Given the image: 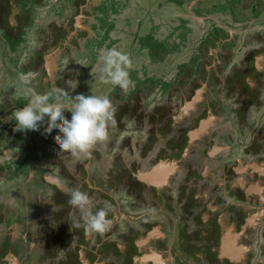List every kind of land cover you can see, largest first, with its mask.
Wrapping results in <instances>:
<instances>
[{
  "label": "flooded vegetation",
  "instance_id": "1",
  "mask_svg": "<svg viewBox=\"0 0 264 264\" xmlns=\"http://www.w3.org/2000/svg\"><path fill=\"white\" fill-rule=\"evenodd\" d=\"M231 1L234 2V0ZM45 2V0H0V80L4 78L5 71L10 69L9 67H6V70L4 68L3 60L7 56L9 59L6 63L15 70V72L9 70L10 77H7V80L16 78L20 85L29 87L31 80L23 84L19 75L37 79L35 72L32 71V74H29L33 58L38 60L37 63L42 64L46 80L50 82V77L53 78L54 65L51 64L52 59H55L56 49L49 53L42 51L40 37L34 36L31 32L28 33L27 26L29 20L36 23L35 25L42 20V18L37 20L36 15L31 16L33 13L30 11L37 13L38 9L45 6ZM73 2L81 5V0H73ZM105 3L107 7L114 4V9H117L118 5H122L123 8L127 6L124 0H106ZM236 3L237 6L233 9L225 10L230 9L231 16L227 13L224 16L221 13L214 15V21L221 30H225L226 34L224 35L221 31L217 41L218 45L214 49L208 47L209 49L203 52L204 57L199 59L200 62L202 60L214 62V68L206 65L205 70L197 65L198 68H195L189 76L181 78L180 68H186L192 64L193 59L191 58L187 63H178L177 67L175 60L167 65L166 76L165 68L160 66L175 54L167 56L161 51H151L146 44H142L139 49L137 60L148 59L147 55L154 53L153 55L158 56V61H155V66L151 67V71L154 73L156 70V76L162 75L167 79L171 77L173 83L177 82L170 89L165 88L162 94L158 91L155 97H158L159 102L150 103L148 106L153 108L149 110L150 113L153 111L152 114L159 115L162 123L167 122L166 131L171 130L176 133L174 139L171 138L172 146L168 144V147L161 149L162 155L158 154L154 158L153 165L149 169H142L139 163L134 161L127 162L125 153L117 151L116 147L106 146L105 142H99L87 155L64 154L61 156L60 153H56L58 158L63 160H66L64 156H67L74 166L67 171L66 168H60L59 162L54 163L56 167L53 171H49L48 175L51 174L53 179L59 182L47 180V193L43 192L44 197L34 198L38 188L33 182L28 185L25 192L22 189H16L19 181L27 179L30 160L24 158V155L27 156L26 146L23 147V151L20 150L23 156L17 153L19 151L15 153L12 150L13 157H17V162L14 161L16 163L8 162L5 158L8 156L5 152L7 150H4L8 142L4 138L5 134L18 138V136H24L26 132L21 133L15 130L13 123L7 124L4 121L5 117H1L0 151L5 157L0 153V264H264V133L258 132V128L264 132V90H262L264 82L256 80L258 75L256 73L264 72V55L260 67L257 65L258 55L262 56L264 51L261 49L263 52L252 53L248 48L252 44L245 43L246 40L243 38L245 34L259 33V31L252 32V29L264 10V0H236L233 4ZM184 7H180L178 11L181 12V8L184 9ZM188 7L190 6L186 8ZM238 8H241V11H248L249 14L240 17L237 13ZM195 9L202 10L204 14L196 13ZM195 9L190 8L189 15L193 16L191 20L204 23L207 19H211L212 14L203 6ZM77 14L74 16L76 20H72V25L61 29L63 31L57 30V24L54 25L55 29L51 27L53 33L51 36L54 41L58 42L57 39H60L61 44L76 41L75 37L68 38V35L71 31L78 29L80 25L78 20L83 14V5ZM178 14V17L185 15ZM256 14L257 18L254 16ZM11 17H14V23ZM222 18L227 20L226 23H221ZM247 19L248 21L245 22ZM179 20L177 28H180V31H187L184 29L187 22L184 18ZM171 21L173 22V19ZM163 22L166 24L156 22L157 28L154 34H150L151 37L148 35L149 38L143 36L139 38L151 41L161 37L159 40L166 41V44L173 43L172 47H175L176 52L185 53L184 48L186 44H189V37L186 40L185 34L183 36L180 32L178 36L180 39L171 40L172 35L168 33L170 21ZM58 25L65 26L61 23ZM161 28H164L165 32ZM261 28L260 31H264V27ZM81 29L82 27L77 30V35ZM35 31L39 32L36 29ZM205 31L203 30V33ZM108 33L110 32L105 35ZM241 36L245 44L241 47L242 50H238L237 46ZM209 37L210 33L207 34V39ZM177 39L179 44L176 43ZM95 40H98V37ZM95 42L99 44L98 41ZM227 43L233 45L230 54L223 47ZM193 48V55L200 57L201 54L196 52L198 49ZM237 51L242 56L239 61H237L239 58ZM209 52L211 53L208 54ZM38 53L41 55L37 57ZM140 53H144L146 57H142ZM250 53L253 57L252 64L244 60ZM22 56H25V60H20ZM31 59L32 62H30ZM16 61L18 65L15 64ZM223 62L229 63V66L225 68ZM24 66L30 69L22 73ZM244 66L247 68H243ZM158 68H160L159 72ZM218 69L222 72H217L216 77L213 71ZM233 76L241 77L243 84L236 86L237 89L234 88L232 92L233 94L238 93L240 99L231 96L225 102L230 109L228 114L225 115L226 111L223 112V109H217V114H215L209 104V112L205 111L204 117L195 118L198 105L205 100L209 81L218 79L216 83L224 85L229 81L226 78L231 77L232 79ZM144 79L145 77L140 76L138 78L139 82ZM148 79L151 80L147 77L145 82ZM220 79H223L222 83ZM133 80H130L131 83ZM152 80L156 79L152 78ZM35 87L38 91L41 90V93L56 90V87L53 88L51 84L45 87ZM161 87L164 86H156V90L163 89ZM224 88L226 89L225 85ZM71 89L69 87L68 93ZM199 93L201 100L197 95ZM187 94L190 95L189 98L185 97ZM196 96H198L196 103L190 104ZM253 97L258 102H255ZM3 98V96L0 97V102ZM61 100L68 102L65 96ZM19 101L21 100L8 99V102L17 108H20ZM112 103L115 107V101ZM5 104L0 103V109ZM155 107L158 109L154 113ZM193 115L195 116L192 117ZM259 118L260 125L257 127ZM5 119L7 120V117ZM208 120L213 121L208 131L200 136L194 135ZM226 121H229L228 124L224 123ZM146 128L148 127L145 124L138 126L134 121L128 120L124 122L119 136L115 132L118 139L120 137V142L124 143L123 147L127 145L129 139L137 138L141 143L148 142L149 138L159 141L154 139L153 131L149 133ZM109 129L114 131L116 127ZM156 136L161 137L160 133ZM167 137H169L168 133ZM204 142L208 144L205 148L203 147ZM175 143L178 153L174 159L172 150ZM106 148H108L107 151ZM201 154L202 156L198 157ZM51 157L48 155V159ZM203 158L209 165L205 164V167L201 168L199 161ZM140 159L148 162L151 160V153L146 152L145 156ZM185 161L187 162L184 164ZM191 164L192 167H190ZM167 165L168 167L158 174L154 172L156 168ZM180 175L183 178H180ZM190 176L192 178L190 181H193L195 185H189L191 183L189 181L188 186L184 185L179 189L175 187L179 178L185 181ZM41 179L44 181L42 175ZM41 179L39 177V180ZM205 180L209 181L207 187L214 185V192L211 193L204 189ZM218 181L223 182L224 185L219 186ZM69 188L86 191L95 207L105 209L108 218L112 221L108 231L103 235L86 234L83 226L73 228V218L78 217L79 213L67 203L68 196L65 193ZM175 190L176 193H174ZM10 192L14 193L12 198H8ZM165 198L171 199L166 200ZM210 198H219L218 200L220 202L222 200V203L215 205ZM245 198H250V202H243ZM239 200L244 205L240 209ZM23 210L27 220L22 214ZM229 210L235 212L233 218L227 216L226 212ZM38 215L52 223H49L48 227L40 225V228H37L34 218L36 219ZM25 221L27 227L24 224ZM59 233L62 234L59 236ZM43 235L47 237H42ZM241 237L245 244H238ZM210 239L213 241L208 242ZM232 239L237 243L239 255L235 256V253L233 254L230 250L229 241ZM222 244H226L227 247L223 248Z\"/></svg>",
  "mask_w": 264,
  "mask_h": 264
},
{
  "label": "rangeland",
  "instance_id": "2",
  "mask_svg": "<svg viewBox=\"0 0 264 264\" xmlns=\"http://www.w3.org/2000/svg\"><path fill=\"white\" fill-rule=\"evenodd\" d=\"M45 1H46L45 6L38 9L37 13L34 14V11H30L31 13L34 14V15L31 14V16L36 15V17H38L37 20L41 18L42 20H40L37 25H35L36 23L34 22L32 23L31 20H29L27 22L28 23L27 26H28V33L31 32L34 36L40 37L42 42V49H43L42 51H46V53L47 52L49 53L54 49H56L55 50L56 60L53 58L51 64L54 65L52 68L53 78L50 77L51 78L50 82L46 80L45 75L43 74L44 68L42 67V64H40V62L37 63L36 61L38 60L36 58H33V63L31 64V71L29 74H32V71L35 72L37 74V79L36 78L33 79L34 77L32 78L29 76L23 77V75H19V78L23 77L26 78L27 81H29V79L31 80V85L29 87H26L25 85L24 86L20 85L19 82L16 80V78L14 80L11 79L7 80L6 78L10 77L9 70L11 69L13 70V72H15V70L11 68V66L8 63H6V61L9 59V56H7L3 60L4 68L5 70L6 67H9L10 69L5 71L4 78L0 80V97L1 96L4 97L0 103L1 104L6 103L3 106V108L0 109V119L2 116H4L5 118L7 117V120L4 118L5 123L7 124L13 123L15 126V122L8 118L17 107H14L12 103L8 102L9 98L10 100L20 99L21 101H19L18 104L20 107H23V105L27 103L28 98L31 95L42 92L41 90L38 91L35 86L39 88V86L45 87L47 86V84L49 86L51 84L53 88L56 87V90L62 89L68 93L67 90L69 89L70 85L73 83V87L71 91L68 93L69 94L68 97L66 98L68 102L61 100L64 96L58 93L56 90L53 91L47 90L46 92L43 91V93L51 94L53 97V101L60 104H70L73 102V98L76 95H80V94H84L86 96L91 94L107 96L110 100L115 101V107H113L115 123L110 122L108 127L109 128L116 127V129H114V131L109 128L107 129L109 135L107 136V139L103 141V143L105 142L106 146L110 148L116 147L117 151H122V153H125L127 162L131 163L132 161H134L135 163H139L142 169H149L153 165L152 163L153 160H155L154 158H156L158 154L162 155L160 150L168 147V144L170 147L172 146L171 140L174 139L176 133H174L175 131H171V130L166 131L167 122L165 121L166 123L165 122L162 123V119L159 118V115L152 114L153 111L152 113H150L149 110H153V108L148 106L150 103L159 102L158 97H155L157 96L158 91L161 94L164 93L165 92L164 89L165 88L167 89V87L168 89H170L176 81L173 83L171 77H168L167 79V77L162 75L156 76L157 72L155 69H154L155 70L154 73L151 71V67L155 66V61L156 62L158 61L157 59L158 56L153 55L154 53L152 55H150L149 53L147 55L148 59L141 58L140 60H137L136 58L137 55L139 54V49L142 47V44L144 45L146 44V46H148L151 51L152 50L161 51L167 56L168 55L170 56L171 54H175L173 57L168 58L167 62L164 65L160 66L161 68H165V71L167 69L166 68L167 65L172 64V62H174L175 60H176L175 64L177 67L178 63L181 62L187 63L192 58L193 59L192 64L186 66V68L185 67L180 68L179 71L181 78H185L189 76L193 71H195V68L198 67L200 69H205V70H206L205 67L206 65L210 66V68H214V62H208L206 60H202L200 62L199 59L204 57L203 52L208 47L210 48L212 47L214 49L218 45L217 41L219 36L221 35V31L224 35L226 34L225 30H221L219 28V25L214 21L215 20L214 15L221 13L224 16V14L227 13L228 16H231L232 14L229 13V11L230 9H233L234 7L237 6V3L233 4L236 2V0H234V2L231 0H124V3H126L127 6H124L123 8L122 5H118L119 9L118 8L114 9L115 6L114 4L109 5L107 7V3H105L106 0H90L86 2L81 0V5H83V14L80 15L79 17L80 25L78 24L77 25H78V29L81 27L82 29L78 32V35L76 33L78 29L75 31H71L68 35V38L70 36L75 37L76 41L72 40L73 42L70 41L69 43H65V44L63 43L61 44L62 40L60 39H57L58 42L52 39L51 35L53 33L51 31V27L52 29L53 28L55 29L56 27L54 25L57 24V30L59 29V31H63L61 29H66L68 25H72V20L74 19L76 20L74 16L78 15L77 13L81 10V5L80 6L77 5L75 2H73V0H45ZM21 5L22 4H20V6ZM110 6L111 8H109ZM187 6L190 7H188L187 9L186 8ZM198 6H200V8L203 6L204 9L209 10L210 13L212 14L211 16L212 20L207 19L204 23H198L196 22V20H191V17L193 19V16L189 15L191 13L190 8L195 9ZM75 7H77V9H75ZM180 7L182 8L184 7V9L181 8V12L185 14L183 17L177 16ZM227 8H230L229 11H225ZM194 11L198 14H204L202 10L198 11L195 9ZM104 12H106V14H103ZM181 12H179L178 15H181L182 14ZM237 13L240 17L249 14L248 11H241V8H238ZM254 16L255 18H257L256 17L257 14ZM13 18L14 17H11L12 22L14 23ZM182 18H184V20L187 22L184 25L185 26L184 29L187 31H180V28H177V25L179 23L178 20L179 19L182 20ZM172 19L173 22L171 21ZM56 20L58 22H56ZM167 20L170 21V23L168 24L170 26L168 33L172 35L171 40H174L175 38L180 39V37H178L180 36V32H182L183 36L185 34L186 40L189 37V44H186L184 48L185 53L176 52L175 47L174 48L172 47V45L174 44L173 43H171L170 45L169 43L166 44V41L159 40L161 37H159V39L154 38L155 40H151V41L149 40L146 41V38L144 39L139 38L140 36L148 37V35L151 37L152 35L150 34H154L156 31L157 28L156 22L160 21L162 25H165L166 23L163 21H167ZM225 21L227 20H225L224 18L221 19V23H226ZM247 21L248 19L245 20V22ZM59 23L65 26L60 27L58 25ZM234 24L237 23L234 22ZM261 27H264V10L260 15V17L257 18V24H255V27L252 29V32L259 31V33L257 34L250 33V34H245L243 36V38L246 40L245 43L247 42L248 44H252V46H254V48L252 46L248 47L252 53H260V51L262 50L264 51V31H260V29H262ZM35 29L39 30V32L36 33ZM161 29L165 32L164 28ZM203 30L206 31L203 33ZM107 32L110 33H108V35H105V33ZM209 33H210V37L209 39H207V34ZM97 37L98 40L95 41H98L99 44L94 41V39H96ZM199 38L201 41L199 40ZM243 38L241 36V39L237 46L238 50H242L241 47H243V45L245 44L244 42H242ZM176 43L179 44L178 39ZM254 43H257V45H254ZM258 45L259 47H256ZM232 46H233L232 43H227L226 45H223V47L229 54H230V50L232 51ZM193 47H196L198 49L196 50V52L199 55L201 54L200 57L197 58L196 55H193L194 54ZM111 48H116L117 50L127 54L132 62L130 69L134 71V73H132L131 70L129 71V79L130 80L135 79V80L132 81L134 84L130 83L127 90H121L118 86H113L111 84H104L100 79L101 76L100 70L102 67V64L98 60L100 50L101 49L107 50ZM237 52L239 55L237 61H239L242 59V56L239 54V51ZM210 53L211 52H209L208 54ZM252 53H250L248 57L244 58V60L249 61L251 64L253 58ZM23 55H25V53ZM39 55H41V53H38L37 57ZM140 55L142 57H146L144 53H140ZM263 55L264 54H262V56L258 55L257 65L259 67H260V62L263 59ZM180 57H184V58L179 60L178 58ZM24 58L25 56H22L20 60H23ZM16 62L15 64L18 65V62L17 63ZM30 62H32V59ZM193 65H195L194 68ZM197 65L199 66L197 67ZM223 65H225V68H227L229 66V63L227 64L226 62H223ZM243 68H247V66H244ZM29 69L30 68L25 66L22 67V73H25ZM157 71L159 72L160 68H158ZM217 72L220 73L222 71L221 69H218L217 71H213L214 76L216 77H217ZM256 75H257L256 80L260 82H264V72L261 74L256 73ZM139 76L145 77V79L149 77L151 80L148 79L147 82H145L144 79L142 82H139L138 80ZM166 76H167V71H166ZM152 78H155L156 80H152ZM226 79L229 80L226 84H224L226 89L224 88V85H222L223 79L219 80L220 83L222 84L216 83L218 79H214V80L211 79L209 81L208 91L205 92V100L198 105V110L196 112L197 114L195 118L204 117L205 111L209 110V104L215 114H217V109L218 110L223 109V112L226 111L225 115H227L228 112L230 111L229 107L226 106L225 104V102H227V99L230 98L231 96L236 97V99L238 98L240 99L238 93L233 94L232 92L234 91V88L237 89L239 85L243 84L242 78L241 77L236 78V76H233L232 79L231 77ZM158 85L164 86L161 87L163 89L156 90V86ZM262 90H264V88ZM197 95H199V98L201 100V94L199 93ZM185 97L189 98L190 95L187 94ZM197 97L198 96H196L193 99L194 101L190 104L194 105L198 100ZM252 99L255 102H258L256 98L253 97ZM157 109L158 108L155 107L154 113L157 111ZM65 115L67 118L69 119L71 118L70 112H66ZM194 116L195 115H193L192 117ZM128 120L134 121L135 124L138 126L145 124L148 127L146 129L149 131V133L153 131V136H155L154 139H157L159 141L150 140L149 138L148 142L141 143L138 142L137 138H135L134 140L129 139L127 145L123 147L124 143L120 142V137L118 139V136L121 134V129L124 125V122ZM257 121H258L257 122V127H258L260 125V118ZM228 122L229 121H226L224 123L228 124ZM46 127H47V122L41 125L39 131L29 130L26 131L24 136H18V138H15L10 134H5L4 138L8 142L5 144L4 150H7L5 152L7 153L8 156L5 157L3 153H1L0 151L1 155L7 158L9 163L11 161L17 162V157L16 156L13 157L12 155V150H14L15 153L19 151L17 153L20 156L21 155L23 156L24 154H22L20 150L23 151L24 150L23 147L26 146L27 156L24 155V158L26 160H30L29 161L30 169L28 168L27 179L24 181L23 180L19 181V183L16 185V189L18 190L22 189L23 192H25L28 185L31 184V182H33L34 186L38 188L37 193L34 194V198L44 197V193H47L48 191L47 180L55 181V179H53L54 177H52L51 174L50 176L48 175V172L53 171V168L56 167L54 163L59 162L60 168L63 169L66 168L67 171L71 169L70 168L71 166L72 167L74 166V163L72 164V161L68 160L67 156H64L66 160L58 158V155H56V153L59 154L60 149L57 143V136H59L60 133L54 132L52 135H47L44 132V129ZM135 130H139V129L135 128ZM115 131L118 133V136ZM162 131H164V133ZM258 132L264 133L263 130H260V128H258ZM158 133H160L161 137L156 136V134ZM167 133L169 137H167ZM149 136L152 137V135ZM139 138H140V134H139ZM207 145L208 144L206 142L203 143L204 148L207 147ZM107 149L108 148H106V151ZM172 151H173V158L175 159L178 153L176 143L174 144ZM146 152L151 153V160H149L148 162H144L142 161V159H140L141 157L145 156ZM64 154H69V153L61 152L59 155L62 156ZM48 155L52 156L51 159H48ZM70 155L71 154H69V156ZM201 156L202 154L199 155L198 157ZM173 158H171V161H173ZM51 160H56V161H51ZM186 162L187 161H185L184 164ZM181 163L183 165V159ZM205 164L208 163L205 161L204 158L199 161V167L204 168ZM219 166H221L220 163ZM190 167H192V164L190 165ZM46 168L48 171L46 170ZM41 175L44 181H42ZM39 177L41 180H39ZM180 178H183V176L180 175ZM180 178L178 184L175 185L177 189L182 188L184 185L188 186L190 182L191 183L189 185L192 186L195 185L193 181H190V179L192 180L191 176L189 177V179H185V181L181 180ZM58 182L59 181H57L56 183ZM205 183L206 185L205 186L203 185L205 190L211 193L215 191V189L213 188L214 185H211V187H207L209 184L208 180H205ZM218 184L221 187L224 185V183L221 181H218ZM176 192L177 191L175 190L174 193ZM13 194H14L13 192H10L9 194L10 197L8 198H12ZM165 199L167 200L171 198H165ZM210 199L214 201L215 205H219L222 203V200L221 202L218 200L219 198H210ZM239 202H240V207H239L240 209L241 207H244V205H242L243 202L246 203L250 202V198H245V201L243 202L239 200ZM30 211L33 210L30 209ZM234 213L235 212L233 210H229V212H226L227 216H230L232 218L234 217ZM238 213H242V212H238ZM19 214L20 215L23 214V216L26 218L24 210L22 214L21 212H19ZM34 221L37 224L36 226L37 228H40V225H42V227H48L49 223H52L49 222L48 219L42 218V216L40 215H38L36 219L34 218ZM24 224L26 225V227L28 226L26 221ZM61 234L62 233H59L58 235L60 236ZM42 237H47V236L43 235ZM40 240H41V236H40ZM212 241L213 240L211 239L208 240V242H212ZM238 244H245V242L243 241V237L240 238Z\"/></svg>",
  "mask_w": 264,
  "mask_h": 264
},
{
  "label": "clouds",
  "instance_id": "3",
  "mask_svg": "<svg viewBox=\"0 0 264 264\" xmlns=\"http://www.w3.org/2000/svg\"><path fill=\"white\" fill-rule=\"evenodd\" d=\"M98 60L102 64L101 81L127 90L131 83L129 69L132 62L129 56L116 48L101 49ZM21 82L28 83L23 77ZM72 85L73 83L71 88ZM56 91L66 98L69 95L62 89ZM66 112L71 113L70 119L66 117ZM8 119L14 121L15 130L21 132L39 131L41 125L47 122L45 134L60 133L57 136L60 153L72 156L89 154L97 143L107 139L109 123H115L112 100L107 96L94 94L76 95L72 103L60 104L53 101L51 94L36 93L28 98L23 107L16 108ZM65 195L68 196V205L79 213L72 221L74 229L83 226L86 234L100 235L109 230L112 221L107 212L102 207H95L86 191L69 188Z\"/></svg>",
  "mask_w": 264,
  "mask_h": 264
},
{
  "label": "water",
  "instance_id": "4",
  "mask_svg": "<svg viewBox=\"0 0 264 264\" xmlns=\"http://www.w3.org/2000/svg\"><path fill=\"white\" fill-rule=\"evenodd\" d=\"M78 23H79V20H78ZM80 24V23H79ZM212 120H208L207 122H204L201 126L200 129H198L194 135H203L205 132L208 131V129L210 128V126L212 125ZM162 169H165L164 167H158L154 170V172L156 174H158V172H160Z\"/></svg>",
  "mask_w": 264,
  "mask_h": 264
},
{
  "label": "crops",
  "instance_id": "5",
  "mask_svg": "<svg viewBox=\"0 0 264 264\" xmlns=\"http://www.w3.org/2000/svg\"><path fill=\"white\" fill-rule=\"evenodd\" d=\"M167 167H168V165L165 166L164 168H167ZM229 245H230V250L232 251L233 254L235 253L234 254L235 256L240 254L239 252H237V243L235 241H233V239L229 241ZM222 246H223V248H226L227 247L226 244H222Z\"/></svg>",
  "mask_w": 264,
  "mask_h": 264
}]
</instances>
